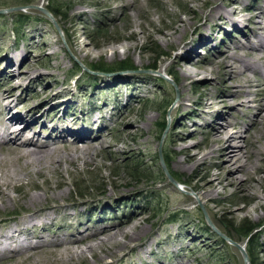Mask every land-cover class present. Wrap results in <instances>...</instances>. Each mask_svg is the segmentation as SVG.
<instances>
[{
    "label": "rangeland",
    "instance_id": "374dc122",
    "mask_svg": "<svg viewBox=\"0 0 264 264\" xmlns=\"http://www.w3.org/2000/svg\"><path fill=\"white\" fill-rule=\"evenodd\" d=\"M21 1L0 0V10H4L0 13V93L11 83H17L19 88L15 89L14 96L22 94V98L17 103L20 108L16 110L25 112L40 103L42 94L48 91L45 98L50 101L38 110L43 113L52 106L51 111L44 113V119L57 117L55 122L59 123V118L71 117L73 122L78 119L80 123L85 117L88 122L92 116L100 115L105 117L102 123L108 127L100 135L95 129L98 125H93L94 134L88 144L97 145L102 135L105 136L104 145L97 146L94 151L97 156L95 164L80 163L78 169L65 164L62 178L66 181L69 200L77 202V207L69 210L75 218L65 220L59 213L49 222L46 230L34 228L33 236L51 238L59 232L57 226L60 224L69 223L75 227L80 220L89 227L98 219L106 218L111 225L85 234L83 240L87 242L138 221L139 226L132 232L142 229L144 233L130 242L123 256L118 253L117 258H106L104 263L180 264L181 261H190L189 264H264V207L254 210L256 199L253 198L254 194L262 193L259 185L243 190L235 184L224 193L218 186V193L213 195L211 202L194 198V195L200 194V185L205 184L203 174L208 171L216 173L220 165H225L224 159L216 155L202 159L203 154L216 147L212 137L218 113L229 112L227 118L244 132L251 125L256 109L264 103V92L259 96V103L251 99L259 89L254 87L247 95L236 93L237 97L228 98L229 101L248 100L246 106L236 105L230 111L222 105L205 109V104L219 101L224 96L222 94L226 95L225 90L239 89L236 82L239 76L230 79L214 62L220 58L224 45L231 46L225 35L238 38L245 44L244 38L249 35L252 25L235 16L234 19L237 17L240 25L246 27L235 30L230 24H219V29L203 26L196 30L203 24L212 3L222 0H208L205 4L203 0H192L194 12L184 3L187 0H130L131 4H126L125 0H114L105 6L101 4L104 0L97 3L95 0H56L61 14L56 19L46 10L50 8L48 0H29V5L18 4ZM79 5L84 6L80 16L73 12V8ZM16 8L23 11H14ZM19 13L26 15L28 20L23 27L19 26L21 31L16 36L14 27ZM177 16L187 22L182 37L184 43L181 40L182 44L179 42V46H174L162 39V30L172 33L173 26L178 22ZM51 20L57 23L60 33L50 25ZM73 26L78 34L75 40ZM180 33L178 30L177 35ZM206 40L210 43L200 46L201 41ZM185 43L187 46L183 49ZM243 50L252 51L248 47ZM262 50L254 51L264 53V48ZM185 53L188 57H184ZM8 57H13L14 62L7 68ZM19 61L24 63L19 65ZM126 62L130 63V68L118 71L99 72L88 68L99 64L113 67ZM178 62L206 69L198 70L192 80L186 81L183 91L180 88L181 71L176 65ZM236 66H240V62H236ZM27 67H30L29 75L25 78ZM256 74L253 76L257 85H264V76ZM54 93L55 98H51ZM181 98H185L183 110L177 109ZM58 104L61 107L54 109ZM97 109H101L102 113L91 112ZM107 116L112 118L108 120ZM241 123L244 128H241ZM38 125L31 133L47 136L49 129L40 123ZM253 131L258 130L252 127ZM174 140L179 143L176 149L186 147L189 150H174ZM250 140L246 139V145ZM107 145L111 146L110 152ZM159 153L167 172L176 178L173 179L169 173L177 187L161 175L164 171ZM188 153H198L197 166L193 169L177 166L176 160L183 161ZM224 172L221 178L227 169ZM233 175L241 177L238 172ZM252 175L264 188V172L255 171ZM47 176L49 184L44 177L32 174L42 190H56L59 175L47 171ZM242 177L244 180L245 176ZM23 179L25 185L11 191L12 196H21L25 191L36 192L27 183L29 180ZM252 182L255 184L254 180ZM17 206L6 210L0 208V232L16 227L12 221L19 218ZM211 207L216 208V212L213 213ZM229 210L236 211L235 218H231ZM242 223L254 228L247 238L235 232ZM62 232L70 233L71 229L64 227ZM249 238L254 248L250 255L247 252ZM38 249L34 247L22 253H7L0 256V264H13L17 258ZM243 255L247 261H244ZM39 262V258H33L24 264H43ZM75 264L96 262L87 254L84 261L77 260Z\"/></svg>",
    "mask_w": 264,
    "mask_h": 264
},
{
    "label": "bare ground",
    "instance_id": "6f19581e",
    "mask_svg": "<svg viewBox=\"0 0 264 264\" xmlns=\"http://www.w3.org/2000/svg\"><path fill=\"white\" fill-rule=\"evenodd\" d=\"M96 1L99 2V0H95V2ZM112 1L114 0H104L101 4H109ZM125 2L126 4L132 3L130 0H125ZM207 2L208 0H203L204 4ZM184 3L187 5L190 11L194 12V1L187 0ZM82 7L84 6H75L73 8V12H76V15L78 16L82 15ZM235 16L246 20L248 23H250V25H252L249 29L250 36H245V44H242L239 40H237L238 38L233 39L228 37V35H225L226 39L228 38L231 46L224 45L220 58H218V60H216L214 63L219 65L225 76L229 77L230 79L234 78L235 75L239 76V79L236 81L239 89H236V91H234L235 89H227V91L225 90L226 95L222 94L224 96H221L219 101L205 104V109L216 106L220 107V105H222V108L227 109L228 111L234 110L236 105L246 106L248 102V100L241 101L236 99V101H229L228 98L237 97L236 93L247 95L250 93L252 88L259 87V89L256 90L257 92L255 97L251 98L253 101L258 102V99H260L259 96L264 92V85H257V81L253 76V74L257 75L256 73L264 76V53L254 51L256 49L262 50L264 48V0H252L250 2L247 0H222L220 3L214 2L208 10V13L205 15L203 24L198 26L196 30L203 28V26H210L213 27V30H215L220 26L219 24H222V26L223 24H230V27L235 30L240 29L239 27H246L244 24V26L240 25L239 19H237V17L234 19ZM177 21L178 22L173 26L172 33L164 32L162 30V39L170 44L173 43L174 46H179L180 43L182 44L180 41H183L182 37L184 36V31L186 30L185 22H187L181 20V18H178ZM157 30L158 29H156V31ZM178 30L181 32L179 35H177ZM73 33L75 40L78 37L77 29L75 27L73 28ZM209 40L213 41V38H210ZM209 40L201 41V44L199 43L200 46H206L210 43ZM185 46H187V43L183 44L182 48L184 49ZM246 47L252 51L243 50ZM187 55L188 53H185L184 57ZM10 58L11 57H8V62L6 64L7 68L12 62H14L12 60L13 57L11 59ZM26 58L27 56L24 58V60ZM23 61H19L18 64L21 65L24 63ZM236 62H240V66H236ZM176 65L181 71L182 75V83L180 85L182 91L184 90L185 82L192 80L197 75L198 70L206 71L205 68L198 67L197 65L194 66V64L189 66L184 64V62H178ZM29 69L30 67L25 68V78L27 75H29ZM240 82L243 84H240ZM224 84H227V82L224 81ZM223 87H226V85ZM246 87L250 89L242 90V88ZM16 88H19V86L17 83L13 82L9 85L8 89H5L2 93H0V102L2 104V109H0V208L6 210L9 207H16L18 204L17 207L20 215L17 220L12 221L16 227L8 228L5 232H0V256H3L7 253H22L25 250L34 247H38L39 249L17 258L13 261V264L29 263L33 258L34 260L35 258H39V263L43 264H75L77 260L84 261L87 254H90L93 257L96 264H107L104 263L106 258H117L119 256L118 253L123 256L124 254L122 253L130 244V242L135 241L134 239L143 232L142 229H139L137 233L132 232V229H137V226H139L138 221H135L133 225L130 224L129 226L125 225L117 227L116 229L104 233L103 237H94V239L87 242H84L83 240L85 234L99 231L100 229L111 225V223H107L106 218L102 217L93 224L91 223V226L86 227L87 224L85 222H79V220L75 225L76 229H72L75 227L69 223H66L67 225L64 224V226L60 224V226H57L59 232L51 238L41 235L38 237L33 236L32 231L34 228L46 230L49 222L54 220L56 215L59 213L65 220H73L75 218V215L69 212V210L74 208L77 205V202L69 200V192L65 190L67 187L66 181L62 178V173L66 170L65 164L73 166L75 169H78L80 163H83L84 165L95 164L97 161V156L94 151L97 146L102 147L104 145L105 136L102 135V138L97 143V145L88 144V140L94 134V131H92L94 130L93 125H98L95 127V129L100 135L104 133L103 130H108V127L103 125L104 123H102V119L105 117L100 115L92 116L88 122L86 121L87 118L85 117V119H82L83 123L81 121L79 123L78 119L73 122L71 117H64V119L59 118L57 120L59 123L55 122L57 117H52L48 120L44 119V113L49 112L52 106L45 109L43 113H40L38 110L42 109L40 108L42 104L44 105V103H48V101H50L48 98H45L48 97L46 96L48 91L42 94L41 98L43 99L40 101V103L32 106L28 111L20 112L16 109L19 107L17 103L20 101V98H22V94L19 96H14V91ZM200 91H202V89ZM55 96L56 93L50 97L55 98ZM61 104L56 105L54 109H57L58 107L60 108ZM184 105L185 98H181L177 105V109L183 110ZM97 110L98 111L93 110L91 112H98L99 114L102 113L101 109ZM256 110L257 111L251 120V125L249 128H246L244 132H242L240 128L236 127V123H232V120L227 118L229 117V112L225 114L218 113L216 116V121H214L215 126L212 137L214 146L216 147H212L208 153L203 154L202 159L216 155L217 157L224 159L225 165H220L217 168L216 173L208 171L203 174L202 178L205 180V184L200 185V194L198 193L199 195H194L195 200L199 201L204 199L211 202L213 200V195L218 193L216 190L218 186H221L224 193L228 187H234L235 184L239 186L238 188L243 190H247L249 188L254 189L255 185H259V189H261L262 193L254 194L253 196V198L256 199L254 210L264 207V188L260 187V181H257L252 177V173L255 171L264 172V103L261 104V106ZM36 111H38V114H35ZM106 118L109 120L112 117L107 116ZM39 123L45 128L49 129V134L47 136L44 137L35 132L31 133ZM241 124V128H244L243 123ZM100 125L103 126L98 128ZM252 127H255V129L257 128L258 131L251 132ZM246 139H251L248 145H246ZM178 145V141L174 140V150L179 152H181L183 149L189 150V148L186 147L176 149L178 148ZM107 146L108 152H110L111 146ZM186 156L187 157L181 162L176 160L175 164L182 167L188 166L187 169H193L196 167L198 163V153H188ZM224 169H227V173L221 178L220 175L224 172ZM47 171H53L60 177L58 180V187H56V190L51 192L42 190L40 185L32 178V174L42 176L49 184L50 180L47 176ZM237 172L241 174V177L245 176V179L243 180L244 177L241 178L238 177V175H233ZM23 178L29 180L27 183L32 185L36 192L25 191L23 194H21V196H12L11 191H15L25 185ZM253 180L255 184H252ZM215 209L216 208L211 207L213 213L216 212ZM86 212H88L89 215V211ZM235 212L233 210H229V213L232 216L231 218L236 217ZM6 217L8 218V216ZM64 227L71 229V232H62ZM78 227L84 228L80 229ZM189 262L190 261H181L180 264H189ZM146 264L163 263L150 262Z\"/></svg>",
    "mask_w": 264,
    "mask_h": 264
},
{
    "label": "trees",
    "instance_id": "16d2710c",
    "mask_svg": "<svg viewBox=\"0 0 264 264\" xmlns=\"http://www.w3.org/2000/svg\"><path fill=\"white\" fill-rule=\"evenodd\" d=\"M48 1H49V4H50V8L46 9V10L51 14V16H53V18L56 19L58 16L61 15L60 11H59V4H58V2L56 0H48ZM29 3H30L29 0H22L18 4H24V5L27 4V5H29ZM26 17L27 16H25V15H23L21 13H19L17 15V17H16L17 21L15 22L16 26L14 27L16 36H19V31H21V28L19 26L23 27V24L25 22H27L28 19ZM50 25L52 26V23H50ZM130 66H131L130 63L126 62V63H120L119 65L113 66V67H107L105 65L99 64V65H95L93 67H88V68L91 69L92 71L111 72V71H118V70H122V69H128V68H130ZM154 69H156V68H154ZM170 76H171V74H170ZM161 175L164 176V173L161 172ZM170 175H171V177L173 179L176 180V178L173 176V174L170 173ZM253 229L254 228L248 226L246 223H242L241 225H239L235 229V232H236L237 235H240V236H243V237L247 238V235H250L251 232L253 231ZM225 237L229 238L231 241H234L230 236L225 235ZM252 242H253L252 239L249 238V240H248V248H247V252L249 253V255L253 252V249H254Z\"/></svg>",
    "mask_w": 264,
    "mask_h": 264
},
{
    "label": "water",
    "instance_id": "95a60500",
    "mask_svg": "<svg viewBox=\"0 0 264 264\" xmlns=\"http://www.w3.org/2000/svg\"><path fill=\"white\" fill-rule=\"evenodd\" d=\"M14 11L21 12V11H23V9H21V8H16V9H14ZM0 13H4V10H0ZM44 13L48 15V12L44 11ZM51 22H52V25L54 26L55 30H56L57 32L60 33V29H59L57 23H56L54 20H51ZM159 159H160V163H161V166H162V168H163V171H164L166 177L168 178V180H169V181H170L175 187H177V183H176V182H175V181L169 176V174L167 173V170H166V168H165V166H164V164H163V161L161 160L160 153H159ZM204 215H205V214H204ZM205 217H206V216H205ZM206 220L208 221L207 217H206ZM208 222H209V221H208ZM214 231H215V230H214ZM215 233H218V232L215 231ZM221 237H223V236H221ZM223 238H224V237H223ZM233 244H234V243H233ZM235 245L237 246V244H235ZM237 247H238V246H237ZM243 259H244V261H247V257H246L245 255H243Z\"/></svg>",
    "mask_w": 264,
    "mask_h": 264
}]
</instances>
